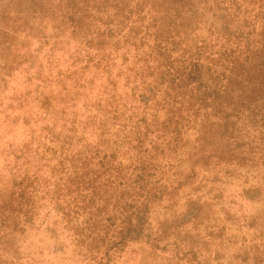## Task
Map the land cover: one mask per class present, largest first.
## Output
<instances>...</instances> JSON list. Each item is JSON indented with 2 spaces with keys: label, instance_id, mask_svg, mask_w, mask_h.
Masks as SVG:
<instances>
[{
  "label": "trees",
  "instance_id": "trees-1",
  "mask_svg": "<svg viewBox=\"0 0 264 264\" xmlns=\"http://www.w3.org/2000/svg\"><path fill=\"white\" fill-rule=\"evenodd\" d=\"M2 28L3 44L24 33L51 52L68 33L77 44L70 67L82 55L81 71L106 70L113 50H123L143 117L125 132L112 101L119 130L90 150L76 148L70 120L73 135L50 133L57 163L45 196L24 174L0 197L1 227L19 216L28 223L46 197L80 251L118 254L138 243L191 264H264V0H0ZM241 178L255 180L241 198L262 206L249 216L222 200Z\"/></svg>",
  "mask_w": 264,
  "mask_h": 264
},
{
  "label": "rangeland",
  "instance_id": "rangeland-1",
  "mask_svg": "<svg viewBox=\"0 0 264 264\" xmlns=\"http://www.w3.org/2000/svg\"><path fill=\"white\" fill-rule=\"evenodd\" d=\"M4 30L0 29V197L8 195L24 174L32 182L34 176L37 177L41 184L37 195L43 197L47 190L45 183L52 181L50 169L57 163L48 149L53 147L49 143L50 133L71 135L72 132H66L67 127L72 128L67 123L70 120L78 143L76 148L90 150L99 138L109 141L119 130L111 120L113 109H109V105L112 101L118 103V114L125 113V132L131 130L137 118L143 117L142 105L132 98L133 80L127 77L126 71L131 61L122 62L123 50H113L108 69L81 71L82 55L70 67L77 44L69 40L68 33L58 40L68 41L69 45L58 43V48L51 52L50 46L41 47L39 37H26L24 33L11 32L13 44H3ZM51 33L47 26L46 34ZM55 40L51 39L50 44ZM74 71L71 81H76V89L68 78ZM60 73L62 77L58 76ZM59 80L63 82L60 84ZM149 104L152 109L146 110L144 115L148 122L153 119L155 108L154 102ZM155 113L158 120H162L164 113L159 110ZM102 121L105 127L99 125ZM192 135L189 132L183 138L189 139ZM122 146L124 153L129 146ZM115 159L128 164L120 154ZM254 182L249 180L244 184L243 178L233 180L222 191L223 201L235 199L237 206L231 209L240 210V216H249L254 208H262L260 203L246 202L240 196ZM33 214L28 223H23V217L19 216L9 226H0V242L8 241L6 251L0 247V264H191L189 258L179 261L138 243L129 244L118 254L80 251L64 228L55 204L49 203L46 197L39 199ZM15 220L20 223L15 224ZM243 232L251 230L243 228L241 234Z\"/></svg>",
  "mask_w": 264,
  "mask_h": 264
}]
</instances>
